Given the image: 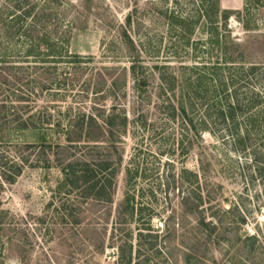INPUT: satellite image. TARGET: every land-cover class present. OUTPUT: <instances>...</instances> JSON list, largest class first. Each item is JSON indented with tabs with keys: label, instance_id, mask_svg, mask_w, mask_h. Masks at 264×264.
<instances>
[{
	"label": "rangeland",
	"instance_id": "rangeland-1",
	"mask_svg": "<svg viewBox=\"0 0 264 264\" xmlns=\"http://www.w3.org/2000/svg\"><path fill=\"white\" fill-rule=\"evenodd\" d=\"M80 5L73 0L64 10L67 20H73L69 53L80 59L71 69L76 71L73 87L62 97H39L38 103L55 102L61 110L54 111L55 117L69 106L89 109L95 103H114L125 111L129 122L121 136L123 159L113 198L89 201L85 211H56L55 198L48 206L60 177L57 159L68 152L57 143L31 142L34 136L27 131L11 132L0 140V264H119L117 243L124 232L134 237L138 230L147 235L136 261L264 264L262 185L244 176L243 154L226 151L223 141L207 130L186 146L177 121L153 112L158 84L154 65L189 64L194 58L189 50H203L211 61L218 50H243L247 61L264 63V0H243L238 10L221 8L219 2L215 10L214 0H87ZM122 29L137 53L123 44ZM136 54L148 81L138 90L127 72ZM113 79L118 80L108 90ZM139 113L145 114V123ZM12 159L22 165L13 179L7 166ZM126 167L136 172L130 190L138 211L132 218L125 213L122 221L116 217L130 187ZM201 167L206 178L183 172L201 173ZM197 190L204 192L198 206ZM187 194L188 201L183 199Z\"/></svg>",
	"mask_w": 264,
	"mask_h": 264
},
{
	"label": "trees",
	"instance_id": "trees-1",
	"mask_svg": "<svg viewBox=\"0 0 264 264\" xmlns=\"http://www.w3.org/2000/svg\"><path fill=\"white\" fill-rule=\"evenodd\" d=\"M86 1L80 0V6ZM218 2L214 0L215 10L219 9ZM69 6H73V0H0V140H6L13 131H27L34 136L31 142L57 143L60 149H66L68 153L57 159L60 177L48 206L55 198L59 202L53 205L56 211H85L89 201H112L123 159L121 136L129 119L114 103L108 107L95 103L89 109L75 110L69 106L57 117L54 111L61 110L55 102L38 103L39 97H62L73 87L70 82L76 71L71 69L80 59L69 53L73 20H67L64 11ZM126 22L130 25L129 20ZM119 36L130 52L137 53L134 40L125 29ZM189 51L194 52L189 64L153 66L158 71L153 112H160L167 121H177L186 146L207 130L223 141L226 151L243 154L248 168L244 176L251 181L257 179L264 200V63L247 61L243 50H218L213 61L205 58L203 50L201 54ZM68 57L72 60H62ZM138 60V54L133 56L127 71L133 76L136 90L148 83L141 76L143 66ZM117 80H111L107 89L113 88ZM100 89L93 88V92ZM137 118L146 122L143 113ZM52 137L57 140L51 142ZM79 147L85 150L77 153ZM7 166L12 168L13 179L22 165L12 159ZM183 172L196 179L199 175L206 178L202 167L201 173L187 169ZM125 173L130 187L116 217L118 220L122 216V221L125 213L132 218L138 211L130 190L136 172L126 167ZM202 194L196 191V206L202 201ZM190 195L183 199L191 198ZM117 220L115 224H119ZM85 223L93 225L90 221ZM144 235L147 233L142 230L134 237L129 231L124 232V238L119 237L121 241L117 243L116 262L149 264L147 257L133 260L142 255Z\"/></svg>",
	"mask_w": 264,
	"mask_h": 264
},
{
	"label": "crops",
	"instance_id": "crops-1",
	"mask_svg": "<svg viewBox=\"0 0 264 264\" xmlns=\"http://www.w3.org/2000/svg\"><path fill=\"white\" fill-rule=\"evenodd\" d=\"M221 8L238 10L243 5V0H219Z\"/></svg>",
	"mask_w": 264,
	"mask_h": 264
},
{
	"label": "built area",
	"instance_id": "built-area-1",
	"mask_svg": "<svg viewBox=\"0 0 264 264\" xmlns=\"http://www.w3.org/2000/svg\"><path fill=\"white\" fill-rule=\"evenodd\" d=\"M262 218H264V216H262Z\"/></svg>",
	"mask_w": 264,
	"mask_h": 264
}]
</instances>
